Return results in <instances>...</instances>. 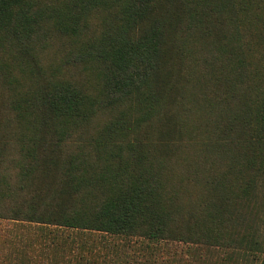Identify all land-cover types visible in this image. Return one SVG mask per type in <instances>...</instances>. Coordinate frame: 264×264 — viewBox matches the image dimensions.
Instances as JSON below:
<instances>
[{"label": "trees", "instance_id": "16d2710c", "mask_svg": "<svg viewBox=\"0 0 264 264\" xmlns=\"http://www.w3.org/2000/svg\"><path fill=\"white\" fill-rule=\"evenodd\" d=\"M250 2L0 0V218L221 241L264 172ZM55 35L73 44L46 65Z\"/></svg>", "mask_w": 264, "mask_h": 264}, {"label": "rangeland", "instance_id": "374dc122", "mask_svg": "<svg viewBox=\"0 0 264 264\" xmlns=\"http://www.w3.org/2000/svg\"><path fill=\"white\" fill-rule=\"evenodd\" d=\"M249 5L253 13L246 37L252 43L250 85L256 98L264 86V0H251ZM111 17L110 12L101 13L91 23ZM71 43V37L52 36L44 63L59 64ZM64 73L77 84L93 82L79 65L69 66ZM5 97L0 82V105ZM247 176L251 178L249 194L229 195V223L219 242L106 234L0 218V264H260L264 256V172L251 170ZM192 190L194 197L201 194L195 187Z\"/></svg>", "mask_w": 264, "mask_h": 264}]
</instances>
